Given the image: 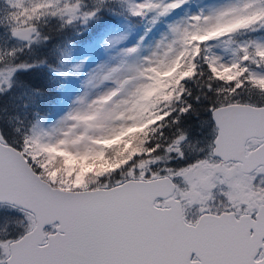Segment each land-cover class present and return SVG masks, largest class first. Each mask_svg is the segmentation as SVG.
<instances>
[{
  "label": "snow or ice",
  "instance_id": "obj_1",
  "mask_svg": "<svg viewBox=\"0 0 264 264\" xmlns=\"http://www.w3.org/2000/svg\"><path fill=\"white\" fill-rule=\"evenodd\" d=\"M0 264H264V0H0Z\"/></svg>",
  "mask_w": 264,
  "mask_h": 264
}]
</instances>
